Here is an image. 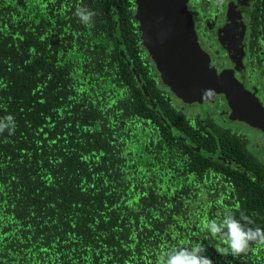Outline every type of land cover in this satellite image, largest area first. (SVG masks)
<instances>
[{
  "label": "trees",
  "instance_id": "1",
  "mask_svg": "<svg viewBox=\"0 0 264 264\" xmlns=\"http://www.w3.org/2000/svg\"><path fill=\"white\" fill-rule=\"evenodd\" d=\"M136 12V0H0V117L16 122L0 134V264H159L194 244L212 264H245L203 225L231 213L264 228V166L236 189L231 166L176 139Z\"/></svg>",
  "mask_w": 264,
  "mask_h": 264
},
{
  "label": "flooded vegetation",
  "instance_id": "2",
  "mask_svg": "<svg viewBox=\"0 0 264 264\" xmlns=\"http://www.w3.org/2000/svg\"><path fill=\"white\" fill-rule=\"evenodd\" d=\"M187 9L199 49L187 48L179 68L184 98L163 84L156 67L153 81L175 112L176 139L188 152L231 166L223 178L237 189L246 180L244 172L258 181L254 162L264 166V132L258 129L264 127V0H187ZM191 76L207 83H192ZM189 89L195 93L190 97ZM232 203L239 210L246 205ZM256 219L264 225V215L257 213ZM244 261L264 264V245L251 242Z\"/></svg>",
  "mask_w": 264,
  "mask_h": 264
},
{
  "label": "water",
  "instance_id": "3",
  "mask_svg": "<svg viewBox=\"0 0 264 264\" xmlns=\"http://www.w3.org/2000/svg\"><path fill=\"white\" fill-rule=\"evenodd\" d=\"M136 4V20L140 25L145 51L154 63L163 84L172 93L184 98L182 93L186 91L183 87L185 80L179 70L184 65L183 58L187 55V48H198L187 0H136ZM191 82L207 83V79L201 81L192 77ZM187 93L189 97L195 94L190 89ZM253 119L258 120V117L253 114ZM260 121L264 123V119ZM258 127L264 132V127Z\"/></svg>",
  "mask_w": 264,
  "mask_h": 264
},
{
  "label": "clouds",
  "instance_id": "4",
  "mask_svg": "<svg viewBox=\"0 0 264 264\" xmlns=\"http://www.w3.org/2000/svg\"><path fill=\"white\" fill-rule=\"evenodd\" d=\"M95 13L85 7H78L75 16L83 25L92 23ZM16 122L11 115L0 117V134L5 131L9 136L13 135ZM252 221L244 215L237 219L233 214H225L220 219H210L204 225V230L212 237L218 238L226 244L223 252L232 255L245 253L249 249L250 242L264 245V229L260 227H248ZM159 264H212V260L206 255V249L202 244H194L190 247H172L163 252L159 258Z\"/></svg>",
  "mask_w": 264,
  "mask_h": 264
}]
</instances>
